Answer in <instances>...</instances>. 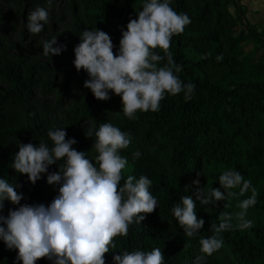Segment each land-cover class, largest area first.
<instances>
[{"label":"trees","instance_id":"16d2710c","mask_svg":"<svg viewBox=\"0 0 264 264\" xmlns=\"http://www.w3.org/2000/svg\"><path fill=\"white\" fill-rule=\"evenodd\" d=\"M241 1L171 0L170 6L191 20L182 34L173 36L170 47L174 61L182 67L177 75L185 84L196 86L189 101L184 100L183 92L175 96L166 93L159 111H137L136 119L130 120L123 114L119 96L110 92L109 100H97L84 87L87 73L77 74L76 89H82L84 99L65 114V126L53 130L65 128L66 139L75 138L78 143L73 147L85 152L93 162L98 155L94 132L102 123L110 122L130 133L131 144L120 153L128 160L122 175L125 179L128 175L137 179L147 176L152 181L150 191L158 202L156 210L140 224L129 225L126 237L114 239L117 247L105 254V264H114L113 256L124 250L153 248L161 249L164 264H264V59L255 61L245 51L248 44L264 48V31L248 22ZM143 2L77 0L85 23L109 34L114 53L118 51L122 30H127L130 19L137 18ZM236 26L238 30L233 29ZM83 27L80 20L73 21L75 46L80 42ZM73 49H66V54L75 58ZM155 51L163 55L161 49ZM220 55L223 59L217 61ZM24 70V78L15 64L0 70V81L6 84V89H0V178L21 185L17 188L24 197L21 204L47 206L58 194L59 186L47 183V173L32 185L11 164L19 151V142L52 143L47 135L51 129L48 123L27 105L31 93L35 89L48 93L57 90L62 97L72 89L57 88L51 81L41 84L33 79V68ZM84 122L93 129L91 137L87 138L88 130L81 127ZM134 151L141 153L139 158H133ZM62 163L61 160L49 166L48 172L58 171ZM228 169L239 171L257 189V203L248 209L246 217L253 226L221 232L222 248L208 256L201 252L200 240L213 235L209 228L212 223H219L222 212H238L237 204L251 195V189L242 197L206 206L197 201V217L204 219L205 224L191 238L171 210L182 196L196 199L193 181L198 178L197 173L201 186L207 190L219 188L218 177ZM123 183L122 179L121 186ZM232 191L238 193L239 189ZM4 205L5 216L9 209L19 207L8 201ZM17 255V249H8L0 239V264H16ZM36 264L51 261L42 258Z\"/></svg>","mask_w":264,"mask_h":264},{"label":"clouds","instance_id":"9594fccd","mask_svg":"<svg viewBox=\"0 0 264 264\" xmlns=\"http://www.w3.org/2000/svg\"><path fill=\"white\" fill-rule=\"evenodd\" d=\"M51 3L52 0H48V4ZM170 3L171 0H144L137 18L130 19L127 30H122L115 53L109 34L95 27L86 28L73 49L75 69L84 70L89 77L84 87L100 101L109 100L110 92L119 96L123 114L130 120L136 119L137 111H159L166 93L175 96L183 92L184 100L189 101L196 87L179 78L177 74L182 67L174 61L170 51L173 36L182 34L191 20L185 13L178 14ZM48 18L45 8L36 7L28 13V31L39 34ZM66 48L53 37L43 42L42 54L52 57ZM156 49H161L163 55ZM216 59L220 61L223 56ZM47 135L51 145L44 141L38 145L19 142L11 168L26 175L32 185L41 179V174L47 173V183L58 185V194L47 206L21 204L24 197L17 191L21 185L0 178V239L8 249L18 250L16 264H36L42 258H47L51 264H105V254L117 247L114 239L126 237L129 225L140 224L146 215L156 210L158 202L150 191L152 181L143 175L139 179L134 175L123 177L128 160L120 153L130 146L131 135L110 122L102 123L94 132V148L98 153L94 162L85 152L73 147L78 143L75 138L66 139L65 128L50 129ZM85 135L91 137L93 129ZM140 155L139 151L132 153L134 159ZM61 160L59 170L49 173V166ZM199 175L197 173L198 178L193 181L196 199L182 196L171 210L189 238L205 224L204 219L197 217V201L206 206L242 197L251 189V195L237 204L240 210L222 212L219 223H212L209 228L213 235L200 240L201 252L211 256L223 246L219 238L221 232L253 226L252 220L246 217L248 209L257 203L258 192L251 180L235 169L219 175V188L206 190L200 184ZM237 188L238 193L232 191ZM5 201L19 207L9 209L5 216ZM164 258L160 248L135 249L114 255L113 261L114 264H164Z\"/></svg>","mask_w":264,"mask_h":264},{"label":"rangeland","instance_id":"374dc122","mask_svg":"<svg viewBox=\"0 0 264 264\" xmlns=\"http://www.w3.org/2000/svg\"><path fill=\"white\" fill-rule=\"evenodd\" d=\"M248 9V18L264 28V0H245ZM43 7L48 11V23L39 34H31L27 28L28 13L36 7ZM84 23L83 31L91 30L85 22L77 0H0V70L11 64L20 68V75L25 77V70H35L33 79L41 84L53 82L57 88L67 86L72 89L65 96L56 91L42 92L35 89L27 105L32 107L39 118L48 123L51 129L65 126V114L72 107L82 103L84 95L82 89H76L77 72L73 61L75 58L66 54L44 56L43 42L57 37L58 44H64L66 49L75 47L72 26L74 20ZM238 30L239 27H233ZM252 44L245 47L247 54H252L255 61L264 59V48H252ZM258 48V49H257ZM0 89H6V84L0 81ZM82 129L89 130L90 124L82 123Z\"/></svg>","mask_w":264,"mask_h":264},{"label":"crops","instance_id":"0c3cea01","mask_svg":"<svg viewBox=\"0 0 264 264\" xmlns=\"http://www.w3.org/2000/svg\"><path fill=\"white\" fill-rule=\"evenodd\" d=\"M244 1H245V0H242L241 3H242V5L245 7V9H246V12H247V14H246V18H247L248 22H249L251 25L256 26V27L259 29V26H257L256 23L252 22V21L248 18V9L246 8L245 4H243ZM259 30H260V29H259ZM260 31H264V28L261 29ZM261 47H262V46H258V48H261ZM258 48H257V49H258Z\"/></svg>","mask_w":264,"mask_h":264}]
</instances>
